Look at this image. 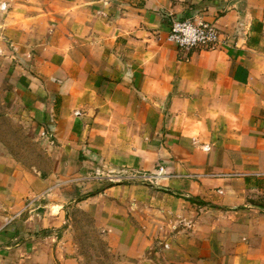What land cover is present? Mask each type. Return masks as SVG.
I'll use <instances>...</instances> for the list:
<instances>
[{
	"label": "crops",
	"instance_id": "1",
	"mask_svg": "<svg viewBox=\"0 0 264 264\" xmlns=\"http://www.w3.org/2000/svg\"><path fill=\"white\" fill-rule=\"evenodd\" d=\"M194 11L217 23L216 48L167 39ZM0 54L16 60L55 164L28 171L0 144V264H82L58 236L73 197L100 204L127 264L252 262L242 240L264 236V0H0ZM122 169L158 179H86Z\"/></svg>",
	"mask_w": 264,
	"mask_h": 264
},
{
	"label": "rangeland",
	"instance_id": "2",
	"mask_svg": "<svg viewBox=\"0 0 264 264\" xmlns=\"http://www.w3.org/2000/svg\"><path fill=\"white\" fill-rule=\"evenodd\" d=\"M16 64V60L12 62L7 56H0V144L22 168L46 176L54 168V159L49 155L46 143L32 121L25 87L17 84L20 76L15 73ZM78 199L73 197L64 206L67 220L58 229L59 238L74 246V254L80 257L82 264H127L124 254L110 247L108 221L103 220V217L101 219L104 210L100 204H94L92 209L85 208L83 204H78ZM256 224L261 225L259 218ZM242 241L246 255L250 254L246 256L251 259L250 264H264V236H256L252 230H246ZM162 246L168 247L165 242Z\"/></svg>",
	"mask_w": 264,
	"mask_h": 264
},
{
	"label": "built area",
	"instance_id": "3",
	"mask_svg": "<svg viewBox=\"0 0 264 264\" xmlns=\"http://www.w3.org/2000/svg\"><path fill=\"white\" fill-rule=\"evenodd\" d=\"M5 6V4H2L3 9ZM221 37L222 33L217 23L206 19L205 14L199 11H194L189 16L184 18L173 19L167 35V39L176 44L182 51L216 48L222 43ZM162 169L163 167H160L161 171ZM191 176L192 175H187V177ZM157 177V173H146L122 169L119 171L95 170L94 172L88 174L86 179L114 184L143 180L153 183L157 181Z\"/></svg>",
	"mask_w": 264,
	"mask_h": 264
},
{
	"label": "trees",
	"instance_id": "4",
	"mask_svg": "<svg viewBox=\"0 0 264 264\" xmlns=\"http://www.w3.org/2000/svg\"><path fill=\"white\" fill-rule=\"evenodd\" d=\"M183 18H184V17H183ZM189 200L193 201V200H194V198L192 197V198H190Z\"/></svg>",
	"mask_w": 264,
	"mask_h": 264
}]
</instances>
